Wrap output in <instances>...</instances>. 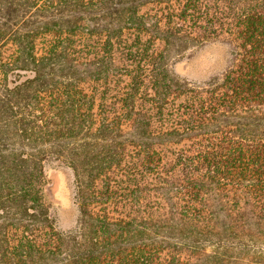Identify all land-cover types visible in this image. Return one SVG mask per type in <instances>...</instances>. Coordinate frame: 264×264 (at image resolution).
I'll use <instances>...</instances> for the list:
<instances>
[{"label": "trees", "instance_id": "obj_1", "mask_svg": "<svg viewBox=\"0 0 264 264\" xmlns=\"http://www.w3.org/2000/svg\"><path fill=\"white\" fill-rule=\"evenodd\" d=\"M148 1L0 0V264H264V0H179L164 26L140 13ZM217 42L221 73L176 74ZM118 75L121 116L95 115L83 86ZM145 81L158 127L136 106ZM127 147L130 176L159 201L144 218L92 213ZM47 167L73 178L68 232L49 212Z\"/></svg>", "mask_w": 264, "mask_h": 264}, {"label": "rangeland", "instance_id": "obj_2", "mask_svg": "<svg viewBox=\"0 0 264 264\" xmlns=\"http://www.w3.org/2000/svg\"><path fill=\"white\" fill-rule=\"evenodd\" d=\"M209 1V0H208ZM179 0H149L148 3L141 8L140 13L147 14L148 16H155L160 20L161 26H164L169 20L175 22L174 16L180 13ZM159 44L155 45L157 51ZM191 54V58L184 60L175 65L176 74L188 81L189 83H200L209 80L221 73L227 61V47L219 42L216 44L208 45L204 48L192 49L184 54ZM183 54V55H184ZM176 55H173L175 57ZM117 57V56H116ZM118 59V58H117ZM119 60V59H118ZM120 65V64H119ZM129 68V67H128ZM129 83V79L125 75H118L107 84L102 82L88 83L83 86L87 94L93 96L94 107L93 113L100 115L105 113L109 116L120 117L122 114L121 104L123 93ZM152 93L149 89L148 82H144V87L136 99L137 108L149 112L153 116V124L155 127L160 126L163 122L158 121L155 111L152 110L151 102ZM181 99L174 102L177 103ZM123 130L128 137L129 129L128 124L123 123ZM175 147H166L163 149L165 155L169 156L168 151H172ZM129 157L125 159V164L119 170H114L110 175V193L109 200L106 204H94L90 207V211L94 214L104 215L111 219L136 217H147L151 208L155 207L154 202L159 201L158 197H149L147 192L148 176L141 171H136V174L130 176L131 162H134L133 153L134 149L127 147L126 150ZM138 173V174H137ZM45 183L48 185L54 184L52 194L45 193L47 203L51 205L49 209L50 214L56 218V227L58 230L68 232L76 227L79 212L76 201L73 196V178L71 173L67 170L59 169L57 175L52 179L50 177V168L45 169ZM106 181V180H103ZM135 184V185H134ZM109 185V183H108ZM102 188V182L98 184ZM137 188L141 191L139 195V206L136 205L133 190ZM157 209V208H154Z\"/></svg>", "mask_w": 264, "mask_h": 264}]
</instances>
